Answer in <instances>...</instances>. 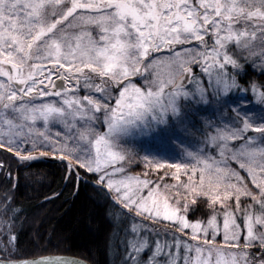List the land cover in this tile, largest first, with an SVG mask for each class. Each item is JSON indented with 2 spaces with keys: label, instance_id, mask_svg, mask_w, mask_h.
<instances>
[{
  "label": "snow or ice",
  "instance_id": "obj_1",
  "mask_svg": "<svg viewBox=\"0 0 264 264\" xmlns=\"http://www.w3.org/2000/svg\"><path fill=\"white\" fill-rule=\"evenodd\" d=\"M49 160L112 264H264V0H0V264H100L28 214Z\"/></svg>",
  "mask_w": 264,
  "mask_h": 264
},
{
  "label": "trees",
  "instance_id": "obj_2",
  "mask_svg": "<svg viewBox=\"0 0 264 264\" xmlns=\"http://www.w3.org/2000/svg\"><path fill=\"white\" fill-rule=\"evenodd\" d=\"M47 171V180L50 187H44L39 192L28 189L31 197L26 204L28 214L44 219V230L51 235V245H59L57 253H66L79 256L87 260L89 250L99 259L100 264H112L114 252L107 257L104 254L103 242L109 234L108 221L104 219L107 206L103 198L96 195L95 191L88 189V196L75 199L69 195V189H63L59 199L53 198L51 202H44L43 197L53 191H61L59 184V164L54 160L38 165ZM138 171L139 169H135ZM65 200L68 202L65 203ZM119 216H114L113 221L119 224ZM25 241L27 237L24 238ZM31 248V245H27Z\"/></svg>",
  "mask_w": 264,
  "mask_h": 264
},
{
  "label": "water",
  "instance_id": "obj_3",
  "mask_svg": "<svg viewBox=\"0 0 264 264\" xmlns=\"http://www.w3.org/2000/svg\"><path fill=\"white\" fill-rule=\"evenodd\" d=\"M57 254H62V255H65V256H67V257H69V258H73V257H75V258H79V259H84V258H81V257H79V256L72 255V254H66V253H57ZM84 260H86V259H84ZM86 261H87V260H86Z\"/></svg>",
  "mask_w": 264,
  "mask_h": 264
},
{
  "label": "rangeland",
  "instance_id": "obj_4",
  "mask_svg": "<svg viewBox=\"0 0 264 264\" xmlns=\"http://www.w3.org/2000/svg\"><path fill=\"white\" fill-rule=\"evenodd\" d=\"M143 154V153H142ZM168 179H170V178H168Z\"/></svg>",
  "mask_w": 264,
  "mask_h": 264
}]
</instances>
